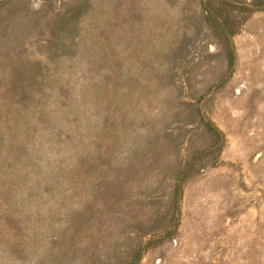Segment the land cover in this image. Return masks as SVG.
I'll return each instance as SVG.
<instances>
[{"label": "rangeland", "instance_id": "374dc122", "mask_svg": "<svg viewBox=\"0 0 264 264\" xmlns=\"http://www.w3.org/2000/svg\"><path fill=\"white\" fill-rule=\"evenodd\" d=\"M0 264H264V0H0Z\"/></svg>", "mask_w": 264, "mask_h": 264}, {"label": "trees", "instance_id": "16d2710c", "mask_svg": "<svg viewBox=\"0 0 264 264\" xmlns=\"http://www.w3.org/2000/svg\"><path fill=\"white\" fill-rule=\"evenodd\" d=\"M206 13H207V20L209 25H211L212 27H214V30L217 33H223L225 36H227V26L226 23L223 22L222 20H220V18H217L218 16H216L210 9H206ZM219 35V34H218ZM226 44H227V49H228V54H229V64L230 66L233 67L234 63H235V53H234V49L232 46V42L229 39V37L225 40ZM215 129V128H213ZM176 194L179 197L181 196V186L178 185Z\"/></svg>", "mask_w": 264, "mask_h": 264}]
</instances>
